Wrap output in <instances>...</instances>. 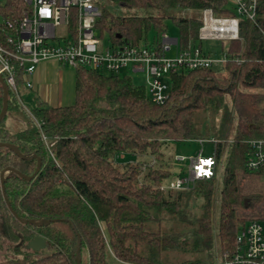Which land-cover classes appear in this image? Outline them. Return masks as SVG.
Returning a JSON list of instances; mask_svg holds the SVG:
<instances>
[{"label":"trees","instance_id":"trees-1","mask_svg":"<svg viewBox=\"0 0 264 264\" xmlns=\"http://www.w3.org/2000/svg\"><path fill=\"white\" fill-rule=\"evenodd\" d=\"M109 1L120 7L200 12L119 15L98 4L101 15L96 25L114 44L157 43L168 17L177 28L178 48L201 47L197 33L202 9L211 7L215 15L233 14L228 0ZM25 7L24 0H0V17L13 21ZM256 11L254 21L239 17L240 38L222 46L230 57L222 72L196 68L170 73L169 95L162 104L151 101L146 87L134 84L129 74L87 67L75 69V96L69 105L54 107L38 100L27 110L9 90L0 142L12 143L21 154L33 157L23 159L0 146V172L11 166L32 175L37 158L40 168L30 179L15 173L0 177L2 218L7 223L1 232L22 242L39 234L46 246L32 251L17 242L12 246L14 256L0 264H76L77 236L80 264H109L110 255L129 264H169L165 257L171 247L188 254L177 264L210 262L217 255L210 257L214 230L218 254L230 250L238 222L235 207H252L264 200L260 192L241 194L237 187L238 174L247 173L245 141L264 137V0H257ZM149 31L154 33L151 40ZM1 33L0 28V38ZM17 70L18 88L17 84L25 85V76L22 69ZM217 113L220 123L210 133L203 121ZM209 134L216 160L226 156L220 175L199 179L188 189L165 190L160 184L170 176L168 169L159 164L141 167L139 156L159 157L166 141H206ZM119 152L129 154L130 159L120 161ZM19 218L50 222L33 225ZM161 218L173 225L164 228Z\"/></svg>","mask_w":264,"mask_h":264},{"label":"built area","instance_id":"built-area-1","mask_svg":"<svg viewBox=\"0 0 264 264\" xmlns=\"http://www.w3.org/2000/svg\"><path fill=\"white\" fill-rule=\"evenodd\" d=\"M26 7L13 21L0 17V75L8 91L18 97L16 75L22 69L25 86L31 87L30 75L40 61L54 60L73 69L87 67L102 73L140 74L148 97L157 104L169 95L170 73L196 68H212L230 59L222 49L212 57L202 47L178 48L177 38L161 32L157 43L102 44L103 29L96 25L101 15L97 0H24ZM232 15H215L211 7L201 11L197 37L202 40L239 39V17L255 20L257 0H228ZM240 61L238 57H233ZM199 143L205 140L197 139ZM214 142V139L211 140ZM246 174L264 179V137L245 141ZM125 152L117 157L123 158ZM155 159L147 163L153 165ZM185 162V164H184ZM175 169L160 184L161 189H188L199 179H209L218 172L215 153L194 156L173 155ZM260 177V178H259ZM264 195V191H262ZM255 217L242 219L235 225L233 246L202 264H264V200L256 203Z\"/></svg>","mask_w":264,"mask_h":264},{"label":"rangeland","instance_id":"rangeland-1","mask_svg":"<svg viewBox=\"0 0 264 264\" xmlns=\"http://www.w3.org/2000/svg\"><path fill=\"white\" fill-rule=\"evenodd\" d=\"M97 3L101 6H106L109 10L119 14V15H145V14H160V15H166V16H171V15H200L199 11L196 10H191V9H181V8H169V9H156V8H137V7H120L109 0H97ZM165 23H166V34L169 37H177V28L172 22V20L168 17L165 18ZM102 44L105 46L108 43L107 35L104 31H102ZM154 33L153 31H149L147 33V37L149 40L152 39ZM225 45V42L218 41V40H202L201 41V47L209 51L210 55L212 57H218L222 51V46ZM212 69L215 72H222L223 69V64H214L212 66ZM74 70V69H73ZM131 79L134 84H142L143 78L140 74H130ZM18 89H25V87L22 84H17ZM226 103H228L229 98L228 96L225 97ZM29 106V105H26ZM34 119V118H33ZM205 123V124H204ZM220 123V114L217 113L215 118L212 120L207 119V122L203 121V128L209 129V132L211 133V130L214 128H217ZM202 128V126H201ZM234 132V129L232 127L231 134ZM213 134V133H212ZM213 139V135L209 134L208 139L204 141L202 144L198 142V140H188V141H166L160 148L162 155L159 157H156L153 154L150 153H143L141 156H139V161H141V167L144 169L149 167L147 163L151 161L152 159H155V163L153 165L159 164L162 166L164 169H170L174 171V163H173V155L175 154H182L186 155L187 157L189 156H194L198 153L199 150H202V155H209L212 154L213 150V142L211 141ZM130 155L125 153L124 157L121 158L120 161H127L130 158ZM226 161V156L223 155L220 159L219 165H218V174H221V171L223 169V166ZM185 164V162H184ZM6 175V172L3 173V176ZM255 176V175H254ZM252 174H246V173H239L237 176V187L238 191L241 194H246L249 192H260L264 191V179H259V182L257 183L256 177H254ZM6 177V176H5ZM260 178V177H259ZM166 179V178H165ZM163 179L162 182H166V180ZM221 186V182L219 181L218 183V191L216 195V203H215V214L217 216V211H218V194H219V189ZM263 194V193H262ZM199 200L194 201L193 207L191 208L194 212H196V206ZM258 203V202H256ZM256 203L252 207H242V206H236V216L237 219L238 217H242V219L248 218V217H255V212H256ZM191 211V212H193ZM4 213V210L2 208V205L0 203V262H3L5 259L10 258L14 256L12 246L16 244L17 242L21 244V246L25 243L22 242L21 239H13L9 238L8 236H5L1 232L3 228H5V221L2 218V214ZM191 214V213H190ZM239 221V219H238ZM160 224L168 229L173 225V221L167 218H161L160 219ZM153 227L154 224H153ZM13 230V229H12ZM214 232V244L212 245L211 251L213 249V253H210V257H213L215 252L218 254L220 251L217 236H216V230ZM168 256L165 257V260L169 262V264H177L178 261L186 258L188 254L183 250L178 247H171L169 248ZM108 263L109 264H129L122 262L115 258L113 255H110L108 258Z\"/></svg>","mask_w":264,"mask_h":264},{"label":"crops","instance_id":"crops-1","mask_svg":"<svg viewBox=\"0 0 264 264\" xmlns=\"http://www.w3.org/2000/svg\"><path fill=\"white\" fill-rule=\"evenodd\" d=\"M30 79L31 87L17 88L19 102L27 110L35 107L38 100L54 107L73 103L75 69L54 60H44L36 65Z\"/></svg>","mask_w":264,"mask_h":264},{"label":"water","instance_id":"water-1","mask_svg":"<svg viewBox=\"0 0 264 264\" xmlns=\"http://www.w3.org/2000/svg\"><path fill=\"white\" fill-rule=\"evenodd\" d=\"M0 86L2 88V107L0 109V121H1L4 118V116H5L6 112H7V106H8V102H7V100H8V86L4 82V80H3L1 75H0ZM0 146L11 148L15 153L18 154L19 157H21L23 159H30V158L33 157L32 155L21 154L18 151L17 147L14 144H12V143L0 142ZM39 168H40V159L37 158L36 167H35L34 173L32 175H26V174L22 173L21 171H19L18 169L14 168V167L8 166V167H6V168L1 170L0 177L3 180L8 173H15V174H17L18 176H20L22 178L30 179L34 174L37 173ZM5 172H6V175L3 176V173H5ZM3 193H4V191H3ZM3 197L5 199V202H6V205H7L8 209L11 211V213L14 216L17 217L15 211L12 209L11 205L8 203L5 194H3ZM19 220L21 222H23V223L29 222V223H31L33 225L47 224V223L50 222V219H25V218H19ZM79 241H80L79 237L77 236V241H76V264H80V254H79V244L80 243H79ZM45 246H46V240H45V238L43 236H41L39 234H36V235L30 237L23 244V247L25 249L32 250V251L41 250V249L45 248Z\"/></svg>","mask_w":264,"mask_h":264}]
</instances>
